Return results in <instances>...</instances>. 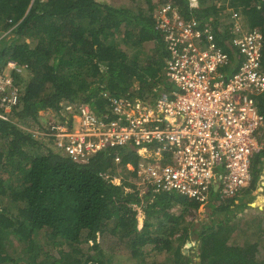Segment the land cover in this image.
Returning <instances> with one entry per match:
<instances>
[{
    "label": "trees",
    "instance_id": "16d2710c",
    "mask_svg": "<svg viewBox=\"0 0 264 264\" xmlns=\"http://www.w3.org/2000/svg\"><path fill=\"white\" fill-rule=\"evenodd\" d=\"M163 5L177 9L184 21L212 26L223 48V39H229L222 33L232 37V19L221 25L217 16L229 7L241 8L247 28L263 35L264 66V0H131L130 7L118 8L96 0H0V35L10 31L11 36L0 41V71L9 61L17 63L19 71L11 75L21 94L13 115L0 118V264H21L5 249L16 240L26 264H106L98 237L107 233L131 239L134 258L153 244L173 254L171 264H264V182L255 192L259 200L252 195L264 179V151L252 162L253 182L240 205L253 217L261 241L242 245L229 242L236 228L227 220L182 226L188 212L200 209L196 201L176 193L152 201L151 188L137 191V152L109 149L77 164L21 127L46 110L60 114L65 102L90 104L101 113L104 94L152 95L162 85L155 83L164 76L168 57L155 21V10ZM149 43L155 47L148 56ZM136 83L143 94L135 91ZM257 104L264 115V95ZM117 169L128 174L121 186L107 179ZM3 198L15 214L1 207ZM210 202L213 215L237 207L236 198L219 200L217 183ZM176 206L181 215L171 212ZM141 210L147 217L142 225Z\"/></svg>",
    "mask_w": 264,
    "mask_h": 264
},
{
    "label": "built area",
    "instance_id": "2783aa9c",
    "mask_svg": "<svg viewBox=\"0 0 264 264\" xmlns=\"http://www.w3.org/2000/svg\"><path fill=\"white\" fill-rule=\"evenodd\" d=\"M155 21L168 51L164 75L173 86L162 84L138 99L104 94L101 113L90 104L65 102L60 114L29 132L77 164L109 149L144 157L154 152L157 161L139 164L135 184L139 192L151 188L152 201L176 193L205 207L217 173L219 199H233L251 186L252 162L264 151V115L257 104L264 95L263 35L232 18V37L222 33L229 39L223 48L212 26L184 21L171 5L159 6ZM6 69L0 71V118L21 98L11 75L19 71L17 63L9 61ZM107 179L122 185L116 176Z\"/></svg>",
    "mask_w": 264,
    "mask_h": 264
},
{
    "label": "rangeland",
    "instance_id": "374dc122",
    "mask_svg": "<svg viewBox=\"0 0 264 264\" xmlns=\"http://www.w3.org/2000/svg\"><path fill=\"white\" fill-rule=\"evenodd\" d=\"M98 4H109L113 7H130L131 5V0H96ZM217 18L221 21V25H223L227 20H230L232 18L239 19L241 25L247 29V23H246V18L242 14V9L241 8H232L229 7L225 9L222 13H219V16ZM212 21L216 19V16L211 18ZM10 31H2L0 35V40L3 39L5 34H8ZM155 47L154 43H149L146 44V52H148V56L151 53V50ZM7 67L4 68V70ZM6 72L8 73L9 71L6 69ZM166 72V65L163 70V74ZM167 84L169 87L173 86V84L167 80V78L162 76L161 81H158L155 84ZM139 86V83L135 84V91L138 92L139 90L141 93H144V89L137 88ZM11 116L13 115V112L10 114ZM57 116V112L53 110H46V112H41L39 113V117L35 121H30L26 123V125L21 127L24 130L31 131L34 129H38L41 124H45L48 120L53 119L54 117ZM5 145V144H4ZM6 148V146H5ZM155 162L157 161V156L154 152H149L145 154L144 156H141L139 164L141 166L147 165L148 163H155V162H146L147 160H154ZM115 176L120 178V179H128V174L127 171L124 169H117ZM114 177V176H113ZM219 182V174L217 173V178L216 182ZM259 185V184H258ZM256 186V189H254V192L252 195L255 196V200H259L258 198L260 196H257L255 192L259 193V186ZM245 192L242 194L238 195L235 197L237 199V207L235 209H231L230 212H222V213H217L213 215L212 213L215 212L216 210L210 208L211 202L206 205L205 207H200L198 210H192L191 212H188L185 215V222L181 223L182 226L185 228H192L193 224L196 226L199 222L202 223H209L211 220L214 218L220 219V221H226L228 225H231V227H235L236 231L233 233L234 235L231 236L229 242H235V243H240L242 245L245 244V242H254V241H261V238H259V230L257 225L253 223V217L250 216V214L247 212V210L240 209L241 206L246 202L248 198L245 197ZM234 198V199H235ZM1 207L5 208L7 207V204L9 203L8 198H3L2 199ZM227 201V200H226ZM152 202V201H151ZM241 205V206H240ZM10 208V210L15 214V208L13 207H7ZM181 207L176 206L172 209V213L176 215H181ZM146 214L142 212L141 210V216H140V224L142 225L145 222ZM155 227L152 229H156V221L151 220ZM181 233V232H180ZM19 240H16L14 244L11 246H7L6 252L7 254H10V256L17 260H22L20 263L21 264H26L28 262L27 259L22 258L24 256V253L22 251V244L18 242ZM131 239L126 238L125 240H121L120 234L117 236H114L112 234H105L102 236L98 237V242L100 243L101 250L105 253L106 256V264H171V257H173L172 253H167V252H159L157 249H155V245L150 244L142 248L140 250L139 255L137 258H134L132 256L133 251L135 248H133L130 245ZM176 247V243L175 246ZM190 252H195V250H191ZM185 254H187L185 252Z\"/></svg>",
    "mask_w": 264,
    "mask_h": 264
},
{
    "label": "clouds",
    "instance_id": "9594fccd",
    "mask_svg": "<svg viewBox=\"0 0 264 264\" xmlns=\"http://www.w3.org/2000/svg\"><path fill=\"white\" fill-rule=\"evenodd\" d=\"M258 185V184H257ZM234 199V198H233ZM220 200V199H219ZM220 201H222V200H220ZM226 201V200H225ZM202 207V206H201Z\"/></svg>",
    "mask_w": 264,
    "mask_h": 264
}]
</instances>
